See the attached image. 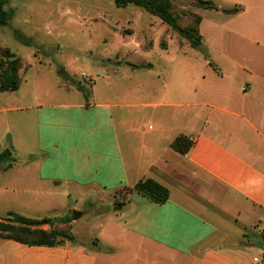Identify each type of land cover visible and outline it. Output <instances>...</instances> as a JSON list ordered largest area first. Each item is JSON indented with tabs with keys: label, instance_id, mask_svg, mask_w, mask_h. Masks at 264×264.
<instances>
[{
	"label": "crops",
	"instance_id": "crops-1",
	"mask_svg": "<svg viewBox=\"0 0 264 264\" xmlns=\"http://www.w3.org/2000/svg\"><path fill=\"white\" fill-rule=\"evenodd\" d=\"M210 1L196 10L209 53L199 70L198 54H170L164 69L90 63L87 82L62 79L65 65L52 83L41 69L28 82V68L0 92V151L19 155L0 167V220L81 212L74 241L0 237V264H264V0ZM178 135L192 143L184 154L171 147ZM146 178L168 199L131 191L115 210L111 193ZM79 200L94 204L97 236L72 234L87 212Z\"/></svg>",
	"mask_w": 264,
	"mask_h": 264
},
{
	"label": "rangeland",
	"instance_id": "rangeland-1",
	"mask_svg": "<svg viewBox=\"0 0 264 264\" xmlns=\"http://www.w3.org/2000/svg\"><path fill=\"white\" fill-rule=\"evenodd\" d=\"M171 2L180 25L193 23V13L204 6L202 0ZM4 8L12 11V18L8 25H0V45L7 46L20 58L23 64L20 74L29 68L26 73L28 82L38 77L41 69L40 76L52 83L55 80L53 70L59 65H65L71 74V80L67 82H87V77H91L86 74L91 72L87 64L95 62L119 67L121 59L132 62L146 59L155 68L164 69L168 61L166 57L170 54H198L200 59L194 66L199 70L203 56L209 59L208 50L191 47L169 25L163 23L151 28L149 19L158 18L133 4L118 7L113 0H9ZM13 29L23 34L25 42L14 35ZM38 62L47 63L46 67ZM12 157L19 159V155L12 154ZM11 174L19 175V167ZM128 194L126 187L111 193L115 210L122 206L117 207V203H125ZM73 203L87 212L74 224L72 234L97 236L95 225H86L94 204L80 200L70 202ZM61 226L62 223L56 222L48 225L47 230H62Z\"/></svg>",
	"mask_w": 264,
	"mask_h": 264
},
{
	"label": "trees",
	"instance_id": "trees-1",
	"mask_svg": "<svg viewBox=\"0 0 264 264\" xmlns=\"http://www.w3.org/2000/svg\"><path fill=\"white\" fill-rule=\"evenodd\" d=\"M9 0H0V25L9 24L12 18V11L4 8ZM203 7L216 8L210 0H202ZM118 7H125L133 4L143 8L154 16L160 18L164 23L174 29L181 38L188 41L191 47H200L201 36L198 31L200 16L193 13V23L180 25L178 23V15L173 11L171 0H113ZM241 9L240 6H233L229 9H223L228 14L237 13ZM14 35L25 42L23 34L13 29ZM11 59V57H13ZM149 64L135 65L130 64L133 68L147 67ZM23 66L19 57L10 52L7 46L0 45V92L16 90L21 82L20 68ZM58 75L64 80H71L69 75L64 71L63 67L57 70ZM81 89V86H77ZM191 140L186 135H178L171 142V147L177 152L184 154L191 146ZM16 159L12 157L11 148H5L0 151V167L7 169ZM129 192L136 191L154 202L163 203L168 199L169 191L157 181L146 178L138 180L132 187H126ZM123 202L117 203V207L123 205ZM6 221L0 220V237L5 239H13L27 245L38 246H57L62 244L64 240L74 241L70 234L69 221L72 216L68 215L61 218H29L15 212H9L4 218ZM56 221L62 223V230L51 228L49 230L40 227L42 224L52 226ZM35 226V227H33Z\"/></svg>",
	"mask_w": 264,
	"mask_h": 264
},
{
	"label": "water",
	"instance_id": "water-1",
	"mask_svg": "<svg viewBox=\"0 0 264 264\" xmlns=\"http://www.w3.org/2000/svg\"><path fill=\"white\" fill-rule=\"evenodd\" d=\"M13 58H14V56L11 57V59H13ZM80 213H81L80 211L72 210V218L73 219L78 218L80 216Z\"/></svg>",
	"mask_w": 264,
	"mask_h": 264
},
{
	"label": "built area",
	"instance_id": "built-area-1",
	"mask_svg": "<svg viewBox=\"0 0 264 264\" xmlns=\"http://www.w3.org/2000/svg\"><path fill=\"white\" fill-rule=\"evenodd\" d=\"M89 79H91V78H89Z\"/></svg>",
	"mask_w": 264,
	"mask_h": 264
}]
</instances>
